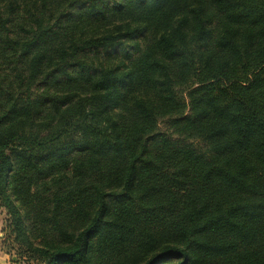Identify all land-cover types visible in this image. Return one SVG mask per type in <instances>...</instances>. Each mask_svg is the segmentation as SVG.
<instances>
[{"label":"trees","instance_id":"trees-1","mask_svg":"<svg viewBox=\"0 0 264 264\" xmlns=\"http://www.w3.org/2000/svg\"><path fill=\"white\" fill-rule=\"evenodd\" d=\"M0 205L35 264H264V0H0Z\"/></svg>","mask_w":264,"mask_h":264},{"label":"rangeland","instance_id":"rangeland-1","mask_svg":"<svg viewBox=\"0 0 264 264\" xmlns=\"http://www.w3.org/2000/svg\"><path fill=\"white\" fill-rule=\"evenodd\" d=\"M6 219V209L0 205V264H35V260L19 255L17 248L10 245V240L6 238L8 234L4 230L7 226Z\"/></svg>","mask_w":264,"mask_h":264}]
</instances>
